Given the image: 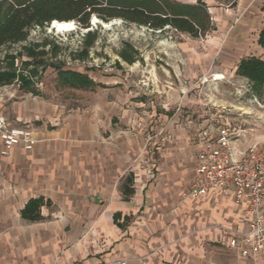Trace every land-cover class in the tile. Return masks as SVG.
<instances>
[{
    "label": "crops",
    "instance_id": "obj_1",
    "mask_svg": "<svg viewBox=\"0 0 264 264\" xmlns=\"http://www.w3.org/2000/svg\"><path fill=\"white\" fill-rule=\"evenodd\" d=\"M0 108L12 125L29 124L39 140L29 152L14 148L0 156V264H219L208 258L207 244L237 263L210 227L245 229V210L214 193L180 203L174 191L179 179L150 176L140 164L142 145L115 128L112 116H124L116 104L66 111L40 98ZM200 144L184 190L194 178ZM38 198L50 204L40 209L42 219L24 221L20 212ZM175 222L196 226L172 239Z\"/></svg>",
    "mask_w": 264,
    "mask_h": 264
},
{
    "label": "rangeland",
    "instance_id": "obj_2",
    "mask_svg": "<svg viewBox=\"0 0 264 264\" xmlns=\"http://www.w3.org/2000/svg\"><path fill=\"white\" fill-rule=\"evenodd\" d=\"M174 1L203 3L210 16V30L193 37L169 26L157 29L121 18L103 22L96 16L90 18L89 28L73 21L75 30L66 33L50 31L49 26L33 27L25 42L0 48V61L5 54L21 52L23 46L46 41L48 55L44 60L84 73L105 88L59 89L55 70L38 68L33 88L39 96L27 97L15 84L0 90V104L41 98L60 103L66 111H85L91 104H116L124 116H112L115 128L142 145L140 164L150 176L156 178L159 172L165 180L179 179L174 189L178 198L185 179L192 178L191 158L204 131L224 124L237 135V149L264 145V101L252 96L247 82L235 75L242 59H264V50L257 43L264 26L260 14L264 0H235L232 6L220 0ZM93 17L97 24L92 23ZM88 32L96 34L95 43L86 59L74 60ZM53 46L58 48L56 55L51 53ZM131 49L137 56L135 63L128 65L118 54L123 50L131 54ZM25 61L28 59L23 56L15 64L21 68ZM216 75L223 78L215 80ZM117 118H122V124ZM173 226L176 230L171 237L176 239L196 223L182 228L175 222ZM206 253L216 263L230 264L224 250L207 244Z\"/></svg>",
    "mask_w": 264,
    "mask_h": 264
},
{
    "label": "trees",
    "instance_id": "obj_3",
    "mask_svg": "<svg viewBox=\"0 0 264 264\" xmlns=\"http://www.w3.org/2000/svg\"><path fill=\"white\" fill-rule=\"evenodd\" d=\"M234 5L235 0H220ZM264 21V5L261 9ZM98 17L103 22L121 18L130 23L162 29L166 26L174 30L197 37L210 30L211 21L205 5L197 2L194 5L183 4L174 0H0V48L25 42L33 27L43 28L53 21H76L82 28L90 27V18ZM96 40V34L88 32L83 37L82 50L73 56L74 60L83 61ZM258 46L264 50V29L258 35ZM47 42L23 46L21 52L5 54L0 61V88L17 85L20 91L35 92L33 79L37 77L38 68H53L56 72V84L59 89L88 91L105 88L95 83L88 75L65 69L61 63H48L43 57L48 55ZM37 49H40L36 51ZM57 47L51 53L56 55ZM123 50L119 58L132 65L137 52ZM50 53V54H51ZM26 57L21 68L16 66L18 58ZM235 75L244 79L250 93L256 99L264 101V59L247 57L242 59ZM42 198L27 202L20 216L27 222H38L42 218L40 209L49 206Z\"/></svg>",
    "mask_w": 264,
    "mask_h": 264
},
{
    "label": "built area",
    "instance_id": "obj_4",
    "mask_svg": "<svg viewBox=\"0 0 264 264\" xmlns=\"http://www.w3.org/2000/svg\"><path fill=\"white\" fill-rule=\"evenodd\" d=\"M7 87L10 86L0 90ZM236 136L224 124L200 135L194 178L180 193L179 202L195 201L214 193L243 208L248 216L245 229L225 225L210 229L219 233L221 245L235 255L236 264H259L264 259V145L239 150L234 145ZM0 143V156L5 158L14 148L31 151L39 140L29 124L12 125L0 108ZM100 264H126V261Z\"/></svg>",
    "mask_w": 264,
    "mask_h": 264
},
{
    "label": "bare ground",
    "instance_id": "obj_5",
    "mask_svg": "<svg viewBox=\"0 0 264 264\" xmlns=\"http://www.w3.org/2000/svg\"><path fill=\"white\" fill-rule=\"evenodd\" d=\"M97 22H98V20L95 17H93L92 23L97 24ZM50 26H51V28H50ZM104 26H107V24H104ZM75 28H76V26H75V23L73 21H68V22L53 21L49 25V30L55 31L57 33L71 32V31H74ZM221 78H223V77H221L220 75L215 76V80L221 79Z\"/></svg>",
    "mask_w": 264,
    "mask_h": 264
},
{
    "label": "water",
    "instance_id": "obj_6",
    "mask_svg": "<svg viewBox=\"0 0 264 264\" xmlns=\"http://www.w3.org/2000/svg\"><path fill=\"white\" fill-rule=\"evenodd\" d=\"M98 23V22H97ZM50 28H51V26H50Z\"/></svg>",
    "mask_w": 264,
    "mask_h": 264
}]
</instances>
